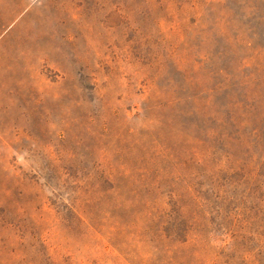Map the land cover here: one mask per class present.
Here are the masks:
<instances>
[{
  "label": "rangeland",
  "instance_id": "1",
  "mask_svg": "<svg viewBox=\"0 0 264 264\" xmlns=\"http://www.w3.org/2000/svg\"><path fill=\"white\" fill-rule=\"evenodd\" d=\"M0 264H264V0H0Z\"/></svg>",
  "mask_w": 264,
  "mask_h": 264
}]
</instances>
